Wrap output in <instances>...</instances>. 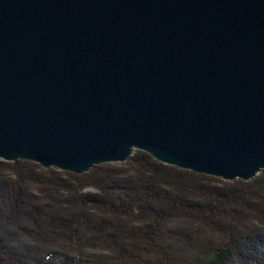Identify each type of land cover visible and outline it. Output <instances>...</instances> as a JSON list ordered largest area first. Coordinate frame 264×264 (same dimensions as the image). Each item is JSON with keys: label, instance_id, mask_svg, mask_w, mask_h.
<instances>
[{"label": "water", "instance_id": "95a60500", "mask_svg": "<svg viewBox=\"0 0 264 264\" xmlns=\"http://www.w3.org/2000/svg\"><path fill=\"white\" fill-rule=\"evenodd\" d=\"M134 150L264 169V0H0V159L79 174Z\"/></svg>", "mask_w": 264, "mask_h": 264}, {"label": "trees", "instance_id": "16d2710c", "mask_svg": "<svg viewBox=\"0 0 264 264\" xmlns=\"http://www.w3.org/2000/svg\"><path fill=\"white\" fill-rule=\"evenodd\" d=\"M0 264H264V169L228 182L140 150L79 174L0 160Z\"/></svg>", "mask_w": 264, "mask_h": 264}, {"label": "rangeland", "instance_id": "374dc122", "mask_svg": "<svg viewBox=\"0 0 264 264\" xmlns=\"http://www.w3.org/2000/svg\"><path fill=\"white\" fill-rule=\"evenodd\" d=\"M134 151H135V150H134ZM134 151H133V152H134ZM0 160H1V159H0ZM7 162H8V161H7ZM159 162H160V161H159ZM110 163H111V162H110ZM172 166H173V165H172ZM175 167H177V166H175ZM54 168H55V167H54ZM178 168H180V167H178ZM89 169H90V168H89ZM89 169H88V170H89ZM181 169H183V168H181ZM58 170H59V169H58ZM88 170H86V171H88ZM186 170H187V169H186ZM62 171H63V170H62ZM86 171H84V172H86ZM193 172H194V171H193ZM196 173H197V172H196ZM258 174H259V172H258L256 175H258ZM205 175H207V174H205ZM256 175H255V176H256ZM208 176H210V175H208ZM255 176H254V177H255ZM212 177H213V176H212ZM254 177H253V178H254ZM216 178H218V177H216ZM219 179H221V178H219ZM251 179H252V178H251ZM221 180H223V179H221ZM234 180H241V179L237 178V179H234ZM234 180H230V181H234ZM249 180H250V179H249ZM249 180H242V181H249ZM223 181H228V180H223ZM230 181H228V182H230Z\"/></svg>", "mask_w": 264, "mask_h": 264}, {"label": "bare ground", "instance_id": "6f19581e", "mask_svg": "<svg viewBox=\"0 0 264 264\" xmlns=\"http://www.w3.org/2000/svg\"><path fill=\"white\" fill-rule=\"evenodd\" d=\"M99 165V164H98ZM94 166V165H93ZM45 168V167H44ZM47 168H50V167H47ZM63 171H65V170H63Z\"/></svg>", "mask_w": 264, "mask_h": 264}]
</instances>
